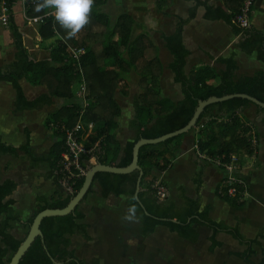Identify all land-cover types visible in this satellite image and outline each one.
I'll list each match as a JSON object with an SVG mask.
<instances>
[{
	"label": "trees",
	"instance_id": "trees-1",
	"mask_svg": "<svg viewBox=\"0 0 264 264\" xmlns=\"http://www.w3.org/2000/svg\"><path fill=\"white\" fill-rule=\"evenodd\" d=\"M17 1L0 0V6L9 13L8 28L14 45V59L0 66V84L8 81L15 89L14 111L41 109L59 101L56 109L44 120L45 126L52 129L58 139L50 146L46 157H36L34 151L29 149L30 130L25 128V143L18 147L3 142L0 137V158L6 154L24 155L32 168L47 162L51 171L48 176L53 177L56 189L49 198L39 197L38 210L22 219L19 215L9 214L10 207L15 203L9 196L17 188V182L11 178L1 180L0 177V264L9 263L12 253L25 238L38 211L65 207L83 184L84 175L69 177L62 162V153L66 151V131L74 127L82 109L84 124L94 122V128L83 140L87 151L81 153L79 158L80 164L88 169L92 166L91 157L103 164L127 166L132 161L133 146L138 139L155 138L185 126L201 99L246 93L264 102V70L258 69L252 74H238V62L233 56L217 58L216 61L224 65L222 69L201 65L194 66L188 73L185 71L190 50L183 38L184 25L196 16L200 6L205 8L204 18L222 19L230 25L232 31L239 35L237 47L248 54L256 52L258 59L264 62V31L253 25L243 27L237 20L247 0H219L218 4H212L209 0H192L187 17L172 14L178 18V22L170 33H162L161 37L164 46L172 55L168 68L174 73V80L181 84L184 93V97L178 101L161 96V58L148 33L143 31V25L130 12L121 11L112 18L102 10L110 0H94L90 22L74 38L67 37L66 30L58 24L54 16H46L42 22L36 24L39 38L56 39L49 55L40 58L27 45L26 35L16 22L13 6ZM172 1L157 0V6L163 9L164 5L170 6ZM22 2L23 10L28 16L43 15L51 11L37 12L35 7L39 0ZM255 2L256 0H251L249 17ZM72 47L86 49L79 61L73 57ZM79 66L82 67L86 80V99L89 102L86 107L83 106L82 98L77 95V84L81 77ZM127 73H134L139 77V91L134 97L136 117L133 121V127L138 130V134L136 139L122 147L116 136L119 126L117 117L121 114L116 94H131L130 82L125 75ZM23 78L32 85L45 87L46 91L32 99L28 98L20 83ZM250 105H255L260 111L264 110L243 97H233L207 105L196 124L198 152L220 163H229L232 156H235L234 163L244 164L246 158L252 156L256 149L253 128L244 122L240 114ZM82 134L85 131L78 133V136ZM183 136L184 134H180L140 147L138 163L143 170L138 194L140 201L135 196L140 174L138 169L128 173L99 171L95 174L88 193L97 183L103 197L110 194L127 195L126 211L131 215L129 209L134 208V215L142 223L141 233L144 236L152 233L157 225H166L181 237L195 242L199 238V232L192 223H199L212 229L210 252L222 245L216 237L217 232L225 231L246 245L244 250L232 254L247 264H264V249L260 238H248L240 232L238 225L231 227L213 220L208 214L211 206L200 209L199 197H187L182 210L157 198L155 172H163L171 165ZM160 183L164 184L162 181ZM232 186L236 189L234 194L229 193ZM244 193L245 189L241 184L230 183L227 178L221 181L217 190L218 196L234 207L245 204ZM82 201L67 215L45 217L41 223L43 241L38 236L19 264H87L71 248L70 238L74 234L90 238L87 224L80 222L86 218V212L81 208ZM173 218L177 221H172ZM12 221L20 222L27 228L23 238L20 239L9 231ZM254 245L262 248L263 256L258 262L252 259L256 253ZM91 264L100 263L95 261Z\"/></svg>",
	"mask_w": 264,
	"mask_h": 264
},
{
	"label": "crops",
	"instance_id": "crops-1",
	"mask_svg": "<svg viewBox=\"0 0 264 264\" xmlns=\"http://www.w3.org/2000/svg\"><path fill=\"white\" fill-rule=\"evenodd\" d=\"M117 1L121 3L123 0ZM176 1L173 0L170 6L175 4ZM180 1L188 3L189 7L193 4L192 0ZM209 1L212 4L219 3V0ZM258 1L256 0L255 4ZM133 2L149 6L151 2V4L157 5V0H133ZM255 4L249 17L250 25L264 31V0H262L263 7L256 9ZM188 8L187 15L183 16L173 12L172 9H160L158 7L164 17L154 19L150 17V21L155 26L145 32L148 33L149 37L151 36L152 43L163 64V71L159 77L161 96L174 101L181 100L184 93L181 84L175 82L174 73L168 68L172 55L164 46L161 35L162 33H170L176 26L178 18L172 16V14L185 18L188 16ZM199 8L196 16L184 25L183 38L190 50L185 66L187 73L194 66L201 65H211L217 69H222L224 65L217 62V58L230 56H233L238 62V74H252L258 69L264 70V62L258 59L256 52L248 54L236 46L239 35L232 31L230 25L222 19L204 18L205 8L202 7L201 10ZM131 14L133 15V13ZM133 17L135 18L134 15ZM135 20L144 26L137 18ZM6 59L7 54L0 47V66L11 62L14 59V52L11 58ZM125 75L130 82L131 94L129 96L116 94L121 106V114L117 117L119 126L116 136L122 147H125L127 142L136 139L138 134V130L133 127V121L136 117L134 97L139 91V77L134 73ZM25 80V78L21 79L20 83L28 98L32 99L46 91L43 86L32 84V86L30 84L25 86ZM5 82L7 81L0 84V88L6 85ZM10 85L13 87L11 83ZM34 89H36V94L30 96V91ZM8 96L9 101L4 100L3 102L0 100V106L2 105L0 117H4L6 119L4 123L7 124V127L0 131L2 141L16 147L22 145L26 139L25 128H28L31 140L29 149L34 151L36 157H46L50 146L58 139L53 130L48 129L44 123L45 118L48 116L44 112L47 105L41 109L14 111L15 89L11 91L9 88ZM9 108L12 112L10 115L7 113ZM39 114L41 118L35 119ZM240 114L244 122L253 128V142L256 146L255 152L252 156L246 158L244 164L235 163L233 169L228 171L213 159L198 152L196 149L198 129L195 128L185 133L181 138L180 147L176 151V156L172 159L171 165L165 171L155 172V174L157 181H162L168 190V196L161 200L162 202L167 205L173 204L178 210H182L186 205L187 197H199L200 209L205 208L207 205L211 206L208 214L213 220L224 222L231 227L238 225L244 236L248 238L259 237L264 249V110L260 111L255 105H250ZM18 118L23 119L24 125L21 130L18 127L16 128ZM96 162V158L90 161L92 164ZM2 167L3 169L4 167L8 168V170L3 173V176H0L1 180L11 178L17 182V188L9 196L15 200V203L9 209L10 215H19L22 219H25L40 204L39 197L49 198L56 189L53 177L48 176L51 171L47 162H42L38 167L32 168L29 160L24 155L6 154L0 158L1 170ZM230 174L245 183V204L241 207L230 205L217 194L219 184ZM127 200L128 196L125 194L120 196L110 194L103 197L100 194L99 186L95 183L93 190L82 201L81 208L86 212V218L80 220V222L87 224V233L90 238H85L81 234L70 235V238L72 240L71 248L87 264L95 261L100 264H157V262H160L159 259L175 260L178 257L177 255H179L177 259L182 260V257L186 256L182 252V247L180 251H177V254L171 252L174 247L176 248L180 244H183L184 248L192 244L203 245L207 248L209 255L228 247L232 249L230 254L246 248L245 244H242L231 234L218 231L216 237L222 242V245L210 252L212 229L199 223H192V226L199 232V238L195 242L181 237L178 232L171 231L166 225H157L152 233L144 236L141 233L142 223L138 217L131 215L130 219L126 218L130 216L126 211ZM11 224L12 228L9 231L16 237L23 238L27 232L23 228L24 226L17 221H12ZM13 229L16 230L12 231ZM21 229V232L25 231L23 237L19 236V233H21L19 230ZM84 240L92 243L87 244L88 241L84 243ZM167 240H174L178 246L173 247ZM131 243H133L132 253H129ZM97 246H101L100 254H96ZM255 246L257 245H254V248ZM236 248L237 250H235ZM92 249L96 250L89 252V254L88 251ZM92 257L94 259H91ZM237 259L244 262L239 257Z\"/></svg>",
	"mask_w": 264,
	"mask_h": 264
},
{
	"label": "rangeland",
	"instance_id": "rangeland-1",
	"mask_svg": "<svg viewBox=\"0 0 264 264\" xmlns=\"http://www.w3.org/2000/svg\"><path fill=\"white\" fill-rule=\"evenodd\" d=\"M212 1V0H211ZM215 1V0H214ZM263 7L262 4V0H259L257 4H255L256 9ZM189 7L188 3H184L180 0H177L175 4H172V6H167L164 5L163 9H172L173 12H177L183 16L187 15V8ZM202 7L199 8V10H201ZM102 10L107 12L108 14H110V16L112 18H115L117 16V14L121 11H129L131 13H133V15L135 16V18H137V20H139L141 23L144 24L143 29L144 32H147V30L152 29L153 23L150 21V17H152V19L154 18H159V17H164V15L162 14V11H160V9H158V6L154 5L153 3L151 4L150 2V6L146 5V4H139V3H134L133 0H123L121 3H119L117 0H110L106 5H104L102 7ZM13 11H14V15H15V19L17 24L20 26V29L22 32L25 33L26 35V43L27 45L30 47V49L35 52L37 54L38 57H46L49 55V50L50 48L55 44V39L56 38H51V39H45V40H41L39 38L38 35V29H37V25H26L25 20H24V13H23V2L21 0H18L14 6H13ZM2 13V6H0V14ZM50 13V12H47ZM174 20H177L176 18H173ZM158 23V22H157ZM151 38V36H150ZM0 47L2 49V51H5L7 54V59L11 58V56L13 55L14 52V45H13V38L11 35V32L8 28V25L3 26L2 24H0ZM6 83V87L3 86L0 88V100L4 102V100H8L9 101V88L11 91H14L13 87H11L10 83L7 81ZM27 84H30L28 81L25 80V86ZM9 86V88H8ZM30 86H32L30 84ZM31 93L29 94L30 96L35 95L36 94V89H34L33 91H30ZM39 92V91H38ZM7 98V99H6ZM59 101H56L55 105H47L46 109L44 112H46L47 115H49L50 111H53L56 109L57 105ZM0 108H2V105L0 106ZM7 113L10 115L12 114L11 109L9 108ZM46 115V116H47ZM36 118H41V115L39 114ZM6 119L4 117H0V131H2L1 129L6 128L7 124L4 123ZM16 120V119H15ZM18 120V123H17ZM16 120V128L18 127V129H22V126L24 125L23 123V119H17ZM40 120V119H39ZM49 129V128H48ZM52 130V129H51ZM52 133V132H51ZM55 138V137H54ZM51 143V142H50ZM6 170H8V168L6 169L4 167H2V170L0 169V176H3V173L6 172ZM42 172V170H40ZM168 194V193H167ZM168 196V195H167ZM166 196V197H167ZM36 210H38V207H36ZM25 229V231H27L26 227H23ZM16 229H13L12 231H15ZM20 232L22 231L19 230ZM19 233V236H24V232ZM100 237V236H98ZM86 241L88 240H84L83 242L86 243ZM168 243H171L173 245V247L177 245V243L174 240H167ZM92 242H89L87 244H91ZM94 243V242H93ZM101 246H97V253L96 254H100L99 252H101ZM133 247V243H131L130 248H129V253H132L131 248ZM182 247V252L186 254V256L182 257V260H179L177 258H179V255H177L178 257H176V259H170V261H167L166 259H159L157 262V264H246L240 260L237 259V257L234 254H230L231 252V248L228 247L227 249H222L220 251H216L215 253H213L212 255L208 254V250L205 246L203 245H196V244H192L189 246H183V244H180L178 247H174V249H172L171 252H173V254H177V251H180ZM238 248V247H237ZM237 248L235 250H237ZM96 249H92L89 252H94ZM217 250V249H216ZM255 250L256 253L252 256V259L256 262H258L261 257H262V250L260 247L255 246ZM188 252V253H187ZM90 254V253H89ZM95 257V256H93ZM91 259H94V258ZM181 258V257H180Z\"/></svg>",
	"mask_w": 264,
	"mask_h": 264
},
{
	"label": "water",
	"instance_id": "water-1",
	"mask_svg": "<svg viewBox=\"0 0 264 264\" xmlns=\"http://www.w3.org/2000/svg\"><path fill=\"white\" fill-rule=\"evenodd\" d=\"M233 97H243V98L249 99L254 104L259 105L262 108H264V102L260 101L259 99L255 98L249 94H246V93H231V94H227V95L220 96V97L219 96H210L207 99H201L198 101V105L196 106L195 111H194L191 119L189 120V122L185 126L179 128L177 130H174L172 132L166 133L164 135L155 137V138L142 137V138L138 139L133 146L132 161L127 166L103 164L100 162H96V163L92 164V166L87 169V171L84 175L83 184L81 185L79 190L72 196V198L70 199V201L68 202V204L65 207H62V208H45V209L37 212V214L35 215V217L33 219L31 226L28 229V233L26 234L25 238L23 239V241L21 242V244L19 245L17 250L14 253H12L11 259H10L8 264H19L21 258L25 254V252L29 249L31 244L34 242V240L38 236H40L42 238V241H43V232L41 230V223L45 217L63 216V215H67V214H69L75 210L76 206L84 199V197L88 193L90 187L93 184L95 174L99 171H106V172H113V173H128V172H131L135 169H138L140 171V174H139V178L137 181V188L135 191V196L140 201L138 194L141 190L140 182H141V176L143 174V170L138 163L140 147L145 145V144H149V143H159V142L165 141L169 138L178 136L180 134H185L192 129H195L196 124H197V120L207 105L212 104V103H216V102H220V101H225V100L233 98ZM146 213L149 214L148 211H146ZM172 221L176 222L177 219L173 218ZM53 262L56 263L55 260H53Z\"/></svg>",
	"mask_w": 264,
	"mask_h": 264
},
{
	"label": "built area",
	"instance_id": "built-area-1",
	"mask_svg": "<svg viewBox=\"0 0 264 264\" xmlns=\"http://www.w3.org/2000/svg\"><path fill=\"white\" fill-rule=\"evenodd\" d=\"M23 1V0H22ZM251 3V0H247L245 3V7L243 8V11L241 14L237 16L238 22L241 24L243 27H248L250 26V18L248 15V9L249 5ZM24 13V20L26 25H36L40 22L43 21V19L50 15V14H43V15H38V16H28L25 13V10H23ZM9 23V13L7 10L2 6V13L0 14V24L3 26L8 25ZM71 53L73 57L76 60H80V57L86 53V49L84 47H79L71 48ZM80 67V81L78 82L77 86V95L82 98L83 101V106L86 107L88 106L89 102L86 99V80L83 75V69L81 66ZM84 110L82 109L80 111V118L76 122L73 128L69 129L66 131V151L62 153V162L64 164V169L68 173L69 177H80L82 175H85L87 169L82 166L79 162V158L81 153L86 152L87 149L84 146L83 140L86 138V136L92 131L94 128V122L90 121L86 124H84L82 120V115H83ZM201 127H203V124H201ZM82 131H85V134H82L80 137L78 136V133H81ZM196 149H198L197 144H196ZM95 157H91L90 161H92ZM235 160L236 157L232 156V160L229 163H220L219 161H216L219 165L223 166L226 168L228 171H231L235 165ZM74 168V169H73ZM228 182L230 183H239L243 187H245V183L242 180H239L236 178L234 175L230 174L228 177ZM155 188H156V196L159 200H164L167 196L168 190L165 184L160 183V181H157L155 183ZM71 189V187H70ZM236 192V189L234 186L229 188V193L234 194Z\"/></svg>",
	"mask_w": 264,
	"mask_h": 264
},
{
	"label": "clouds",
	"instance_id": "clouds-1",
	"mask_svg": "<svg viewBox=\"0 0 264 264\" xmlns=\"http://www.w3.org/2000/svg\"><path fill=\"white\" fill-rule=\"evenodd\" d=\"M94 0H39L35 10L37 12L51 10L58 24L66 30L68 38L76 37L90 22ZM131 215L134 208L129 209ZM131 215L126 218H131Z\"/></svg>",
	"mask_w": 264,
	"mask_h": 264
}]
</instances>
